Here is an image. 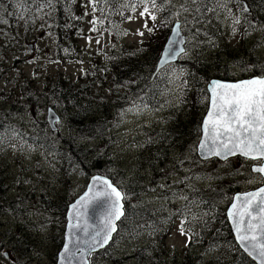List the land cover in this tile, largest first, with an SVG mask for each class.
Returning <instances> with one entry per match:
<instances>
[{
    "label": "rangeland",
    "instance_id": "obj_1",
    "mask_svg": "<svg viewBox=\"0 0 264 264\" xmlns=\"http://www.w3.org/2000/svg\"><path fill=\"white\" fill-rule=\"evenodd\" d=\"M40 1L44 0H10L7 19L3 20L18 29L25 25L26 31L12 36L16 40L11 48L0 50V264H57L69 206L96 173L114 180L124 192L126 210L129 208L121 231L106 250L91 256V264H110L111 257L125 258L122 264H185L186 260L187 264H210L220 250L204 248L199 239L189 245L187 233L199 235L198 219L207 205L211 210L217 205L227 209L234 186L245 191L263 179L252 171L257 162L240 157L226 161L199 157L201 130L199 136L195 131L203 106L199 108L191 88L201 81V64L213 65L210 79L223 69L234 79L246 78L254 72L245 68L264 64V22L249 30V20L254 22L259 11L245 2L247 11H243L240 0H220L212 7L215 11H205L204 4H193L192 0H165L163 4L157 0L156 7L150 0L135 4L118 0L115 6L101 0L95 7L91 0H79V5L69 1L68 11L78 10L83 20V34L76 42H67L49 29L50 17L28 20L24 16L23 6L30 2L50 13L58 3L45 0L47 6ZM3 5L0 1V14ZM169 5L171 17L164 19L162 11ZM182 5L189 11L183 12ZM145 6L155 20L147 13L141 15ZM196 7L203 14L197 18L199 22L194 19ZM101 11H110L111 15L100 22ZM236 19L239 23L234 24ZM177 21L186 35L187 51L181 60L144 84L154 92L155 103L149 106L132 101L123 105L120 98L114 104L116 108H110L103 138L82 140L93 154L84 158L82 166H75L78 158L73 153L53 148L56 137L71 133L65 115L68 108L54 102L49 94L42 95L45 80L58 72L75 80L96 68L89 80L94 78L98 83V66L104 62L105 51L139 48L145 41L160 45ZM193 58L201 63L188 68L182 63ZM187 70L190 80L184 78ZM204 81L207 88L209 81ZM101 86L99 81L97 88ZM108 86L107 100L122 93L116 88L111 93L112 86ZM185 89L194 103H184ZM26 91L31 93L28 105ZM50 107L60 117L56 131H52L47 118ZM173 117L179 125L174 134L168 133L175 124ZM188 127L189 135L179 136ZM157 129L164 130L163 139ZM62 144L60 141L58 146ZM223 180L235 185L229 189L223 186L219 194L216 186Z\"/></svg>",
    "mask_w": 264,
    "mask_h": 264
},
{
    "label": "trees",
    "instance_id": "obj_2",
    "mask_svg": "<svg viewBox=\"0 0 264 264\" xmlns=\"http://www.w3.org/2000/svg\"><path fill=\"white\" fill-rule=\"evenodd\" d=\"M0 1L4 4L1 8L0 14V21H3L7 19L8 15L7 13H5V11L8 12L7 10L9 9V7L7 5V2L10 3V0ZM69 1H72L77 5L80 4L79 0H58V3H56L53 9L55 12L52 11V13H50V11L42 8L41 6L34 5L33 2H30L29 5L23 6L24 10L26 11L24 13V16L28 20H36L41 16L44 18L50 17L49 22L51 26L49 29L52 32H55L57 37L59 36V38L62 40L63 38H66L67 42H70L71 39L76 42L83 34V20L78 14V10H74L72 12L68 11ZM109 1L112 6H115V3L119 2L118 0ZM138 1L140 0H130L131 4H135V2ZM240 1H242L244 8L245 2L249 5L250 9H257V11H259V16L256 17V20L254 22L249 20V30H253L255 28V24L264 22V0ZM40 3L48 6V2L45 0L40 1ZM121 4V9L124 10V1H122ZM217 4L218 3H207V8L209 9L215 7L217 6ZM203 9H205V5ZM171 11L172 7L170 5L166 6V8L163 9L162 14L164 19H168L171 17L169 16V13ZM99 14L101 16L98 18L100 22L103 18L110 17L111 15L110 11H101ZM15 16L19 15L17 14ZM8 23L10 24V21L0 22V50L4 48H11V45H14L13 41L16 40V38H12V36H19L20 31H26L25 25L21 26L18 29L12 25L9 26ZM113 29L115 28L113 27ZM167 35L168 34H166V36ZM166 40L167 39H164L162 44L160 45H151L150 42L145 41L139 48L125 46L120 51H111L108 53L107 51H105L106 55L103 59L104 62L100 64V66H98V83L97 81H94V78H92V80H89V78H91L90 75L95 72L96 68L95 70H86L84 72V75H81L78 79L75 80H72L67 74L60 72L57 73V76L48 77L45 80L46 84L44 89L42 90V95L49 94L51 97H53L54 102H62L64 106L68 108L65 115L67 117V124L71 133L70 135H67V137H56V143H53L54 145L52 147L58 150L73 153L78 158V160L75 161L77 162L75 166H82L84 165L83 161L86 160L84 158H88L93 155L91 154L92 151H89L91 149H87L82 143V140L86 139L87 141H90L103 138V136L105 135V127L109 122V114L110 112L112 113V111H110V108L115 107L114 104L117 103L120 98H122L121 102L123 105L132 101L139 104H147L149 106L153 105L155 103L154 92L151 90L149 85L144 84H149L151 82ZM66 49L70 50V47L68 46ZM18 60L19 59H16L15 62H17ZM20 60L21 62H23L24 59ZM182 63L185 65V67L188 68L199 65L201 63V60H199V58H193L184 61L182 60ZM15 66L21 68V64H16ZM245 69H249L250 72H254V74L251 76H260L264 74V64L261 63H255L254 67ZM201 70L202 74L198 77V79L201 81L196 82L191 88L193 93L192 96H197L195 97V100L198 99L199 108L203 106V110H199L198 112L199 123L198 125H196L197 129L195 131L196 133L198 131L197 136L200 135L201 123L208 109L207 105L209 95L204 79L209 81L210 77L213 75L211 73L212 66L209 67L207 64H201ZM90 71L92 72L89 74ZM221 72L222 73H219L218 75H216V77L225 80L234 79L233 77L229 76L227 70L223 69ZM184 75V78L186 80H190L191 73L188 70L184 72ZM99 81L102 84L101 88H97ZM29 82L33 81L29 80ZM109 84L112 86L111 93H114V88L122 89V93L119 96L115 97V99L109 98V100H107V98H105V96H107V89L109 87ZM30 86L33 87L34 84H31ZM25 93V95L27 96L26 103L28 105V99L30 98L29 95H31V93L27 91ZM188 96L189 90L185 89V104H187V102H190ZM187 97L189 100L187 99ZM190 103H194V101H191ZM98 109H100L101 111L97 112ZM194 109L197 110L198 107L195 106ZM172 122H175V124L168 133L173 132L174 134L179 128V125L177 124L178 122L175 117H173ZM185 129L187 131L183 134L180 133L179 136H184L186 138L189 135L191 129L189 127ZM163 132L164 130L158 129L157 134L161 136V139H163V137L165 136V133ZM37 138H39V136ZM60 141L64 143L62 144L64 145L63 147L58 146V143H60ZM218 184L219 185L216 186V190L219 192V194H222L221 189L223 188V186H227L229 189L235 185L234 182L228 183V181L226 180H223ZM236 187L234 186L232 188L231 194L234 195L236 192L240 191V187H238V191L235 189ZM219 194L217 196H219V198L221 199V195ZM194 200L195 197H192L191 202H194ZM202 201L205 202L204 199ZM128 208L129 207L127 206L125 216H128ZM208 209H210V207L207 205V208L205 207V209L203 210V215L199 216L198 214V230L200 236H195L192 233H187L188 236L191 237V239H189V245L193 242H197L196 240L199 239L201 240L202 244L205 245L204 248H211V246H214V251H216V249L220 250V254L216 258L211 260L210 264H256L250 257L245 254V252L240 249V247L236 243L234 234L228 223L226 208H223L221 205H217L212 210ZM122 221L119 225V232L121 231L124 224H122ZM112 258L113 257L109 259L110 264H122L121 262L125 260V258H123L122 260H119V258ZM187 262L188 261L186 260L185 264H187Z\"/></svg>",
    "mask_w": 264,
    "mask_h": 264
},
{
    "label": "snow or ice",
    "instance_id": "obj_3",
    "mask_svg": "<svg viewBox=\"0 0 264 264\" xmlns=\"http://www.w3.org/2000/svg\"><path fill=\"white\" fill-rule=\"evenodd\" d=\"M99 2L100 0H91L94 7ZM141 2H144V0H141ZM150 2L153 7H156L157 0H150ZM160 2L163 4L165 0H160ZM192 3L204 4L205 11H215V8L208 9L207 3H219V0H192ZM181 10L183 12L189 11L183 5L181 6ZM242 10L247 11V8L245 7ZM194 12V19L203 15L199 7H196ZM145 13L150 15L153 20L156 19L155 15L151 14L147 6H145L144 12L141 15ZM197 22H199L198 19ZM93 23L96 22L93 21ZM237 23H239V20H234V24ZM176 27L177 31L175 34L179 36L180 25L177 24ZM198 31L199 29H197ZM180 51H183V49H180ZM167 54L175 56L177 52L174 47H169ZM208 99L210 111L208 112L207 119L203 121V138L198 148L200 150L207 148L209 155H223L224 158L239 152L245 157L260 160L262 162L261 165L255 167L253 171L264 174V74L235 83L214 81L212 82L211 96ZM209 144L211 147H209ZM103 183L111 191L98 193L97 195L110 199L111 208L104 217L103 227L92 237V241L99 243L100 246L108 242L111 234L116 231L115 221L124 215L122 211L123 205L120 203L124 197L110 183L107 181H103ZM262 194H264V188H260L254 193H247L243 198L236 197L237 201L243 199L242 210L235 211L237 205H232L234 211L230 212L229 215L238 216L236 230L241 242L256 240L257 237L254 233L257 229L264 234V215H253V212L264 213V195ZM84 201L85 197H82L81 201L77 202V205ZM77 205H73V208H76ZM246 217L248 218L247 221ZM252 220H258V223L253 224L251 222ZM245 224L247 231L253 233L252 235L240 234L242 231L241 225ZM70 227L79 228V223L73 224ZM84 231H87V229L85 228ZM181 233L185 234L183 227H181ZM101 235L102 239L98 241L96 238ZM91 246L89 245V247ZM253 248L255 249L256 245H253ZM75 252H82V249L76 248ZM75 252L70 251L69 247L65 245L60 259L64 260L73 257L75 256ZM259 256L262 262H264V243L259 244Z\"/></svg>",
    "mask_w": 264,
    "mask_h": 264
},
{
    "label": "water",
    "instance_id": "obj_4",
    "mask_svg": "<svg viewBox=\"0 0 264 264\" xmlns=\"http://www.w3.org/2000/svg\"><path fill=\"white\" fill-rule=\"evenodd\" d=\"M177 24L180 25V31H179V36H177L175 33L177 31ZM186 36L184 35V32L182 30L181 27V23L180 22H176L175 25L172 28V31L167 39V41L164 44L162 53H161V57L159 59V63L157 66V69L155 71V74L153 76V78L158 75V73L160 72V70H162L164 67L176 63L180 57L186 52ZM169 47H174L177 54L175 56L171 55V54H167V50ZM180 49H183V51H180ZM257 76H253L250 78H245V79H240V80H236V81H226V80H221V79H211L207 85V90L209 93V97L211 96V88H212V82L214 81H219L221 83H235L241 80H247V79H251ZM210 111V103H209V107L208 110L205 114V116L203 117L202 120V124H201V137H200V141L199 144L201 143V140L203 138V121L207 119V115L208 112ZM48 121L51 124V129L52 131H56L57 127H56V123L60 121V117L57 115V113L53 110L50 109L49 113H48ZM198 144V146H199ZM209 147H211V145L209 144ZM198 155L202 160H208V159H219L221 161H226L230 158H234V157H242L248 160H252V161H260V160H253L251 158L245 157L242 154H240L239 152H236L234 155H229L227 158H224L223 155L221 156H216V155H209L207 152V148H205L204 150H200L198 148ZM262 163V162H261ZM260 164H255L252 167V171L255 167H258L261 165ZM254 172V171H253ZM255 174H260L261 177L264 180V174L259 173V172H254ZM98 178V179H97ZM103 181H107L108 183H110L112 185V187H115L124 197V193L123 191L117 187L110 178L100 175V174H96L91 176L88 185L86 187V190L82 193V195H80L75 201L74 203H72L69 207L68 213H67V227H66V231H65V241H64V245L62 250L59 253V258H58V263L57 264H91L90 263V257L91 254L94 252H98L102 249L107 248L115 234L118 231V223L119 221L124 217L121 216L119 220L115 221V225H116V231L113 232L111 234V238L108 240V242L106 244H103V246H100L99 243H94L92 241V237L96 234L97 231H99L102 227H103V222H104V217L105 215L108 213V211L111 208V200L103 197V196H98V193H104V192H110L111 189L108 188ZM260 188H264V184L250 189V190H246V191H240L237 192L232 199L231 204L229 205L228 209H227V219L229 222V225L232 229V232L234 234L236 243L238 244V246L241 248V250L243 252H245V254L250 257L256 264H264V262H262V259L259 256V244L264 243V234H262L260 232L259 229H257L255 231V236L257 237L256 240H246L244 242H241L240 239L238 238V234H237V221H238V216H230L229 213L233 212V208L232 205L236 204L237 205V209L235 211H239L242 210V203H243V199H241V201H237L236 197H241L243 198L247 193H254L257 192ZM91 189V191H90ZM264 195V194H262ZM85 197V201L81 202V204L77 205L78 201H81V198ZM120 203L123 205L122 211L125 214V210H124V198L120 201ZM73 205H77L76 208H73ZM254 216H258V215H264V213H257V212H253ZM247 217H246V221H247ZM253 224H257L258 220H252L251 221ZM79 223V228H71L70 226L73 224ZM87 229V231H84V229ZM242 231H241V235H252L253 233H250L247 231V227L246 224L245 225H241ZM98 241L102 239V235L98 236L96 238ZM65 245H67L70 249V251L75 252L76 248H80L82 249V252H75V256L73 257H69L67 259L61 260L60 259V255L61 253H63L64 247ZM89 245H92L91 247H89ZM253 245H256V248H253Z\"/></svg>",
    "mask_w": 264,
    "mask_h": 264
},
{
    "label": "bare ground",
    "instance_id": "obj_5",
    "mask_svg": "<svg viewBox=\"0 0 264 264\" xmlns=\"http://www.w3.org/2000/svg\"><path fill=\"white\" fill-rule=\"evenodd\" d=\"M158 63H159V62H158ZM157 66H158V64H157ZM168 66H169V65H168ZM168 66H166V67H168ZM212 66H213V65H212ZM221 66H222V65H221ZM166 67H164L163 69H165ZM156 69H157V68H156ZM163 69H162V70H163ZM162 70H160V72H161ZM155 71H156V70H155ZM221 71H222V70H221ZM160 72H159V73H160ZM115 108H116V107H115ZM50 109H53V110L55 111V108H53V107H50L49 110H50ZM117 109H118V108H117ZM56 113H57V112H56ZM108 118H109V117H108ZM110 118H111V117H110ZM231 202H232V201H231ZM230 204H231V203H230ZM202 240H203V239H202ZM129 261H130V260H129Z\"/></svg>",
    "mask_w": 264,
    "mask_h": 264
},
{
    "label": "flooded vegetation",
    "instance_id": "obj_6",
    "mask_svg": "<svg viewBox=\"0 0 264 264\" xmlns=\"http://www.w3.org/2000/svg\"><path fill=\"white\" fill-rule=\"evenodd\" d=\"M9 254L10 253H8V252L5 253V255H6L7 258H9V256H10Z\"/></svg>",
    "mask_w": 264,
    "mask_h": 264
}]
</instances>
